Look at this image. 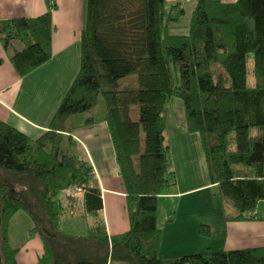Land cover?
Returning <instances> with one entry per match:
<instances>
[{
  "label": "trees",
  "instance_id": "obj_1",
  "mask_svg": "<svg viewBox=\"0 0 264 264\" xmlns=\"http://www.w3.org/2000/svg\"><path fill=\"white\" fill-rule=\"evenodd\" d=\"M194 1L186 20L181 0H87L80 71L49 129L31 139L0 120V264H18L9 245L17 210L30 216L31 234L43 242L37 264H264V248L158 255L159 199L172 186V97L183 100L210 181L235 211L228 220L253 219L264 201V0ZM53 31L51 11L0 20V46L24 45L10 57L20 77L50 62ZM134 74L139 87L121 89L120 80ZM100 96L130 219V230L113 237L94 169L68 128Z\"/></svg>",
  "mask_w": 264,
  "mask_h": 264
},
{
  "label": "crops",
  "instance_id": "obj_2",
  "mask_svg": "<svg viewBox=\"0 0 264 264\" xmlns=\"http://www.w3.org/2000/svg\"><path fill=\"white\" fill-rule=\"evenodd\" d=\"M86 7L87 0H0V20L37 18L52 13V59L47 64L20 77L10 57L24 45L14 42L8 51L0 46V120L31 139L39 138L49 129L61 99L80 71ZM170 101L167 138L171 147L172 188L160 199L172 200L173 204L160 218L158 213L161 229L158 255L180 257L264 248V201L258 204L253 219L228 220L235 211L210 181L201 137L188 130L183 104ZM68 128L96 174L108 236L128 232L126 189L107 122L102 118L94 124L81 122ZM202 227L208 229V235L202 234ZM33 228L32 219L22 210H17L10 219L9 245L17 251L18 264H37L44 254L41 238L31 234Z\"/></svg>",
  "mask_w": 264,
  "mask_h": 264
},
{
  "label": "rangeland",
  "instance_id": "obj_3",
  "mask_svg": "<svg viewBox=\"0 0 264 264\" xmlns=\"http://www.w3.org/2000/svg\"><path fill=\"white\" fill-rule=\"evenodd\" d=\"M170 2H175V1H179V0H168ZM184 1V6L186 9V20L191 18L193 9L195 7V1L194 0H181ZM220 72H222V70H219ZM253 75L252 73H250V83H253ZM139 87V83H138V77L137 75H130L128 77H125L123 79L120 80V88L121 89H135ZM170 103L172 102V100H177L179 102H181L184 105V102L182 99L178 98V97H172L170 99ZM172 104V103H171ZM106 105L104 102L103 97L100 96L99 101L96 105L95 108H93L91 111L86 112V113H82V114H77V115H73L69 120H68V125H77L81 122H85L88 121L90 119H95V120H101L102 118H104L106 116ZM131 117L133 120L138 121L139 120V107L137 105L132 106L131 109ZM187 119V118H186ZM142 140H144V135L142 133ZM143 144V141H142ZM172 188V186H170V189ZM172 200L169 199H160L159 201V205H158V213H159V218H160V214L166 210H170L169 208L172 207Z\"/></svg>",
  "mask_w": 264,
  "mask_h": 264
}]
</instances>
